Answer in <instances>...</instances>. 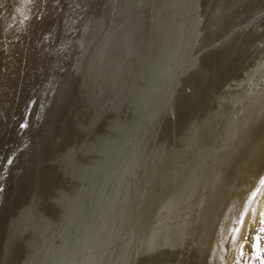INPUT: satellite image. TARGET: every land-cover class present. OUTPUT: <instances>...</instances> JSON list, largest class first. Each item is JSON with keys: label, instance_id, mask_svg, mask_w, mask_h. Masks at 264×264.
<instances>
[{"label": "bare ground", "instance_id": "bare-ground-1", "mask_svg": "<svg viewBox=\"0 0 264 264\" xmlns=\"http://www.w3.org/2000/svg\"><path fill=\"white\" fill-rule=\"evenodd\" d=\"M108 2L109 8L112 0ZM168 2L167 13L182 8L185 38L168 60L163 98L161 91L158 95L156 89L149 88L152 100L140 117L132 122L126 119L123 129L107 140L97 138L103 110L98 103L94 106L99 87L93 83L94 65L87 64L84 56L93 49L103 12L99 2L98 13L87 22L89 28L76 48L77 58L71 67L68 65V71L64 70L60 90L48 107L32 149L17 156L7 170L6 181L12 183L6 186L5 194H0V241L7 243L14 224L29 210L40 220L47 209L42 229L49 230L48 235L42 244L44 232H36L38 243L29 264H88L93 252L100 249L90 241L98 221L94 230L89 218L100 215L105 204L108 211L111 206L112 212L126 208L132 213L128 228L114 239H120L119 249L110 250L113 257L121 255L122 250L118 253L125 238L129 240L121 264L244 262L252 235L264 221V0ZM66 26L63 39L59 34L51 41L53 49L59 43L60 51L68 43L72 28L69 23ZM84 62L89 72L79 79ZM113 62L108 59V63ZM46 69L45 74H49L50 68ZM156 69L150 84L157 80ZM120 71L127 74L126 66ZM135 72L121 85L136 80V85L142 86L143 77ZM137 103L141 105V97ZM141 120H148L151 127L140 126ZM115 124L107 126L112 129ZM10 151L4 160L0 155V171L9 167ZM91 152L100 154V159L94 168L86 170L83 165ZM63 168L71 171L70 177H61ZM36 172L38 178L33 184L35 178L29 179ZM80 175L86 178L78 179ZM94 182L98 183L96 190L86 198L85 229L77 237L60 241L72 212L83 201L81 190ZM44 185L47 192L39 194ZM93 200L98 202L90 205ZM5 204L9 211L2 210ZM56 240L58 243L51 247ZM2 256L3 251L0 262Z\"/></svg>", "mask_w": 264, "mask_h": 264}, {"label": "water", "instance_id": "water-1", "mask_svg": "<svg viewBox=\"0 0 264 264\" xmlns=\"http://www.w3.org/2000/svg\"><path fill=\"white\" fill-rule=\"evenodd\" d=\"M91 1L94 2L96 0ZM99 2V11L102 10L103 12L98 19V25L95 29V39L91 44L93 49L84 56V59H86L85 62L87 61V64L92 63V65H94L93 83L95 82L96 85L98 84L99 90L98 96H96L93 101L94 106L98 103L97 107H102L103 110V115L97 123V128H101V134L97 138L104 141L109 139L112 134L122 130V126L125 125L126 119H130V122H132L137 117H140L142 114L140 113L141 111H145L146 108L150 106L149 102L152 100V97L149 96L151 93L150 90H148L149 88L156 89L158 95L161 91L160 98H163V92L165 91L163 87L166 84L165 79L168 60L175 50L178 49L179 45L184 42L185 36L183 32L184 19L182 8L178 7L167 13L168 0H112L109 4L111 5L109 8L107 7L109 3L108 0H99ZM102 4L103 6H101ZM156 4L157 6H155ZM162 14L164 16H161ZM169 18H172L171 21H167ZM108 59L110 61L114 60L116 63L113 62L110 64L108 63ZM85 62L82 64V69L79 72V79H81L84 72H89L85 69L87 65ZM137 63H139V66ZM156 64H158L157 69ZM125 66L127 74L124 71L118 72L120 67ZM95 68H97V72L94 76ZM155 69L158 75L157 80H153L150 84ZM138 70L140 71L138 72ZM133 71L138 72V75L143 77V85L137 86L135 83L136 80L128 82L126 86L121 85L123 81L127 83L128 80L126 77ZM39 73L40 72H36V75L39 76ZM41 76L42 79L46 78L42 74ZM110 85H112V87L108 91L104 89V87ZM140 97L141 105H137V101L140 100ZM19 105L21 104L17 106ZM25 111L26 107L20 113V121L25 117ZM115 121L116 124L113 127L114 129H109L107 125H111ZM140 122V126L144 125L147 128L151 127L148 120H145L143 123L142 120ZM92 138L95 137L92 136ZM98 158L100 159V154H96V152L88 153L83 167L86 170L94 168L95 163L99 161ZM55 169L57 168L55 167ZM108 172L109 171L105 173L107 174ZM60 174L61 177L64 175L70 177L71 171L66 172L63 168ZM83 176L84 175L78 176V179ZM103 176L101 175V182ZM34 178L33 184L38 178L37 172L32 174L29 180L32 181ZM49 183L50 182H47L46 185ZM97 185L98 183L94 182L91 186H87V189L81 190L80 194H83V201H81V204L72 212L73 215L69 219V224H65L66 228L62 232L60 241L70 237H77L79 236L78 232L85 229L86 219L88 218L87 211L85 210L86 203L88 202L86 198L90 193L96 190ZM38 190L39 194H43L48 188L45 189L44 185L43 188ZM95 202L97 203L98 201L93 200L90 205H93ZM40 205H42V202ZM50 205L47 206L48 209H51ZM95 205L98 208L99 205ZM110 207L108 211L106 204L103 205L100 215L96 213L89 218L92 229H97L93 235L94 239L92 237L90 241L95 243L100 249L93 252V256L87 261L88 264H121V257L123 258L126 248L129 245L127 244L129 240L125 238L118 253L120 254L122 250L121 255L113 257L112 254H110V250L114 252L119 249L118 245L120 239H114L121 233L123 228H128V222L132 216V213L126 212V208L116 213L112 212ZM6 209L9 211L7 204L2 207V210ZM29 211L14 224L13 235L11 233L7 243L4 244L3 240L0 241V252L3 251V260L1 259L0 264H29L28 261L34 251V246L38 243L36 232H44L43 237L40 239L42 244L46 238L45 236L48 235L47 232L49 230L47 231L46 229V231H43L42 229V222L47 216V209L45 215L40 218V220L33 218L31 215L32 212ZM2 215L0 217V223L3 218ZM97 221L98 224L95 229V223ZM57 223H59L58 219ZM15 230L17 231L14 233ZM56 243H58L57 240L51 244V247ZM106 245L107 248H104ZM74 246L69 247L68 251H71Z\"/></svg>", "mask_w": 264, "mask_h": 264}, {"label": "rangeland", "instance_id": "rangeland-1", "mask_svg": "<svg viewBox=\"0 0 264 264\" xmlns=\"http://www.w3.org/2000/svg\"><path fill=\"white\" fill-rule=\"evenodd\" d=\"M70 1L71 0H0V155L7 154L10 150L12 151V155H9L10 158L7 156L9 158L7 163H10L9 167L0 171L1 196L5 194L6 186L12 183V180L10 183L6 181L7 170L9 171L10 166L17 156L21 155V153L24 154L28 149H32L30 145L45 123L48 107L50 103L52 104L54 97L60 90L59 88L64 80L65 71L69 70L77 58L76 54L79 51L78 49L76 51V48L79 39L82 38V35L87 32L89 28V23L87 22H90V18L98 13L97 7L99 0L94 2L91 0ZM72 2L75 5L78 2L76 6L79 9H77ZM66 6H69V8ZM68 9H70V11ZM60 16H62V18ZM70 16L71 18L73 17V21H71L72 19ZM68 23L69 27L71 26L70 28L73 29V32L71 29L67 37L68 43L64 45L66 48L64 47L60 50L61 53L63 50V54L61 55L59 51L61 47L59 46L60 44L58 43L57 46L54 47L56 49L55 51V49L52 48L53 43H51V41L54 40L55 36L58 37L60 35H62L61 37L63 39V34L66 32V28L64 27H67L66 25ZM52 33H54V36ZM48 36L52 37L48 38ZM45 65L48 69L50 68L49 74H45L46 71L48 72L47 69L44 70L46 67ZM51 65L54 66L53 69L56 68V70L54 69L55 73ZM36 72H40L39 76L36 75ZM41 74H44L46 78L42 79ZM6 79L8 81H6ZM14 82L15 84H13ZM38 85L41 86L42 89ZM39 89L40 91L38 92L40 95H37V97L36 94H39L37 92ZM3 90L5 91L3 92ZM10 90L12 91L10 92ZM6 95H9L11 99ZM33 95L36 96V99ZM18 104L21 105L17 106ZM36 104L38 106H36ZM32 106L34 107V111H32ZM12 107L13 109H11ZM25 107V117L20 121V113ZM41 118L42 120H40ZM22 125L27 128L24 129L25 127ZM28 127L31 129L29 130ZM22 129L26 131H22ZM16 130L18 132H15ZM20 133L22 135H20ZM15 137H18V139ZM11 151L9 153H11ZM258 225L259 227L255 229L256 231L252 235L253 240L251 239V241L253 242L247 250V257L245 256L242 259L244 261H242V264H259V260L264 264V255L261 256V253L264 252V221L263 223L260 222Z\"/></svg>", "mask_w": 264, "mask_h": 264}]
</instances>
